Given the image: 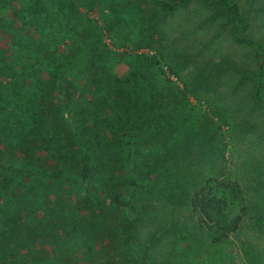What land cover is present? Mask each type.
Returning <instances> with one entry per match:
<instances>
[{
  "label": "trees",
  "instance_id": "trees-1",
  "mask_svg": "<svg viewBox=\"0 0 264 264\" xmlns=\"http://www.w3.org/2000/svg\"><path fill=\"white\" fill-rule=\"evenodd\" d=\"M149 1L142 5L158 14L190 0ZM136 2L0 0V264H189L167 248L160 261L149 253L159 233L184 238L188 219L212 215L227 239L243 218L261 217L252 201L233 222L224 208L241 187L226 155L255 126L221 100L247 88L250 104L264 114V28L247 34L252 4L239 12L232 0H213L257 68L236 65L238 79L229 92L221 88L220 103H211L218 87L212 75L231 65L213 59L207 72V64L193 65L192 54L173 57L162 43L154 47V16L145 18ZM101 5L109 15L91 19ZM144 48L154 53L135 52ZM119 65L126 70L117 73ZM255 125L263 138L264 121ZM247 160L239 164L254 168L257 182L262 166ZM254 188L264 195L263 183ZM55 206L75 215V227H61L60 236L42 227L45 207ZM152 217L159 220L153 238L141 242L139 225ZM64 238L66 249L54 243ZM223 250L220 264L231 260L234 247ZM200 254L199 243L193 264Z\"/></svg>",
  "mask_w": 264,
  "mask_h": 264
},
{
  "label": "rangeland",
  "instance_id": "rangeland-1",
  "mask_svg": "<svg viewBox=\"0 0 264 264\" xmlns=\"http://www.w3.org/2000/svg\"><path fill=\"white\" fill-rule=\"evenodd\" d=\"M239 12H243L246 8L252 4V8L254 10L250 13V26L248 29V35H255L257 32H262L264 28V0H232ZM150 2L149 0H137L135 5H138L142 12L141 13L145 18L153 15L155 20V33H152V40L155 41L153 44L154 47H157L160 43H162L167 50L172 54L173 57L179 55H189L191 54L194 57L195 63L193 65L197 66L199 62L204 64V67L207 64V68L211 71L213 69L212 61L214 60H223L226 64H230L228 67L229 72L219 71L218 76L212 75L214 78H218V87L217 94L212 98L211 103L219 102V93L221 88H225L227 85L230 86L231 83L235 79H238V75L236 73V65L242 66L246 64L250 66L254 70L257 68V62L253 56H251L248 47L243 42L235 39L232 34L233 23L229 19L228 15L224 10L216 7L213 4V0H190L186 4L180 5L176 7L172 12H162V13H154L153 8L146 9L142 3ZM152 4V2H150ZM259 7L261 8L258 9ZM143 8V9H142ZM105 15H109L108 7L101 5L98 7L97 13H90L88 16L91 19H98V17ZM124 32V31H122ZM105 37V42L111 49H115L114 46L110 43V38ZM66 48L70 47L68 42H65ZM122 50V49H118ZM135 52L140 53H148L153 54V49H138ZM75 53V51H71V54ZM75 59L68 58V62H72ZM172 60H166V63H171ZM192 62V61H191ZM210 63V64H209ZM232 63L235 64V67L232 66ZM191 64H189L186 69L182 70L180 76L182 77L188 71ZM166 73L168 74V70ZM126 67L124 65H119L117 68V73H121L125 71ZM208 72V71H207ZM244 78H249V75H244ZM170 80L174 82L178 87L182 88L181 82L176 79L174 76H170ZM225 91L229 92L228 86ZM79 98L81 94L77 93ZM248 90L247 88H241L239 90H232V97L229 102L223 99L221 103L228 108H240L242 109L244 117L247 119V122L250 123L253 127L251 132L247 133L246 138L242 136L239 140L236 141V145L231 152H228L226 158L228 156L229 164L232 166V161L234 163L233 172L237 174L241 182V187L238 196L233 203L225 204L224 207L227 213V219L230 222L236 218L237 215L242 212V205L248 206L252 201L253 205L256 204L259 208L262 209L261 217L262 223H258V212L253 217L249 216L243 218V222L241 225H238V229L236 231H228L227 239L220 236L219 230L216 231L217 228V220L212 215L211 218L201 217L188 219L189 231L188 235L184 238H177L170 231H163L159 233V240L156 241V246L152 244L150 246L149 253L154 256L156 260H162L163 254L165 253V249L168 251H174L170 257L177 258L181 256L185 260L189 262V264H193L195 262V253L199 251V243H200V251L202 254L197 256L198 262L200 264H220L222 261V251L225 248H229L231 245L234 247V251L231 253V260L227 261L226 264H264V252L261 249H264V202H261L259 195H263L261 191L255 189L254 186L258 185L259 182L264 184V176H261L258 181L253 178L255 176L256 170L254 168L249 169V165L247 168L241 166L239 164L242 160H246L251 162V160H256L260 163L259 169L262 171L260 174L264 175V137L259 138V134L257 132V127L255 124H260L264 121V114H262L261 110L255 109L252 107L248 100ZM190 101L194 106L200 107L199 110L204 112L207 107L203 104H197L196 101L189 97ZM220 103V102H219ZM254 106V105H253ZM236 110V109H235ZM243 116V115H242ZM243 120V118H241ZM222 130L226 131L227 127L223 126ZM228 141V140H227ZM249 169V170H248ZM221 182L219 179L217 183ZM263 187H261L262 189ZM264 196V195H263ZM240 200H243L241 203ZM99 205H96L97 208ZM53 209L47 210L45 207L46 213L42 216V227L46 229V232L51 234L52 236L55 233L61 235V231L63 228L71 229L74 228V212L73 210L67 212L65 209H59L58 206L52 207ZM62 210L63 214L59 211ZM185 214H181L184 217ZM223 215V214H222ZM153 216V215H152ZM185 220V219H184ZM182 220V221H184ZM194 220V221H193ZM159 220L157 218L152 217L151 219H146L145 222H141L139 225V230L142 234L141 242L146 239H152L153 233L155 231L154 227L157 225ZM220 222V220H219ZM113 227L117 226L111 224ZM158 226V225H157ZM222 222L219 225L221 229ZM63 227L62 229H60ZM262 231H260L261 229ZM59 229V230H58ZM259 229V230H258ZM58 231V232H57ZM69 238H64L62 241L56 240L54 243H62L65 244V249L68 244L66 241ZM200 239V241H197ZM167 240L168 244L164 245V241ZM228 240L232 243L229 245ZM256 243V244H254ZM261 249H259V246ZM205 246V251L201 249ZM255 249V253H260L256 258L254 253H251L250 250ZM17 251L19 248L16 249ZM169 255V254H168ZM178 259V258H177ZM74 264L76 261H72ZM164 261H160L159 264H162ZM133 264V263H132Z\"/></svg>",
  "mask_w": 264,
  "mask_h": 264
}]
</instances>
